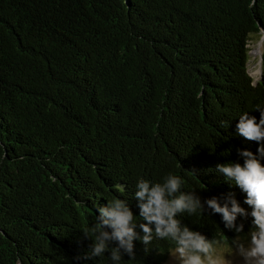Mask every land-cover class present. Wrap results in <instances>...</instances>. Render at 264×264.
I'll use <instances>...</instances> for the list:
<instances>
[{
	"label": "trees",
	"instance_id": "obj_1",
	"mask_svg": "<svg viewBox=\"0 0 264 264\" xmlns=\"http://www.w3.org/2000/svg\"><path fill=\"white\" fill-rule=\"evenodd\" d=\"M264 0H0V264L85 259L98 206L139 214L138 179L169 173L206 200L246 193L215 171L258 145L236 135L264 107L249 71ZM178 219L232 241L219 214ZM140 222V217H136ZM244 223L247 236L251 217ZM173 244L136 242L122 264H164Z\"/></svg>",
	"mask_w": 264,
	"mask_h": 264
},
{
	"label": "clouds",
	"instance_id": "obj_2",
	"mask_svg": "<svg viewBox=\"0 0 264 264\" xmlns=\"http://www.w3.org/2000/svg\"><path fill=\"white\" fill-rule=\"evenodd\" d=\"M257 111L258 117L244 112L236 124V135L256 142L257 151L238 149L243 163H219L215 167L227 183L246 193L243 203L247 208L232 194L224 199L213 196L204 200L194 192L183 191L182 178L172 173L160 182L140 178L134 192L139 214H134L129 203L121 198L98 206L99 215L91 234L84 232L92 241L84 258H102L107 253L110 264H122L125 256L135 257L137 241L147 250L153 239L158 238L172 242L170 255L177 264H232L222 238L210 239L178 219L181 214L208 211L210 215L219 214L224 228L237 234L232 245L242 264H264V107L257 105ZM249 217L251 229L245 243L240 239L244 223L238 221Z\"/></svg>",
	"mask_w": 264,
	"mask_h": 264
},
{
	"label": "rangeland",
	"instance_id": "obj_3",
	"mask_svg": "<svg viewBox=\"0 0 264 264\" xmlns=\"http://www.w3.org/2000/svg\"><path fill=\"white\" fill-rule=\"evenodd\" d=\"M253 43L251 44L252 50H251V61L249 64V71L254 80H258L261 74V64H262V51H263V45L259 43V37L258 39H253ZM240 239L247 243V236H241ZM226 242V255H228L231 258L232 264H242L241 258L236 254L232 241ZM164 264H177V261L169 255L168 259Z\"/></svg>",
	"mask_w": 264,
	"mask_h": 264
},
{
	"label": "water",
	"instance_id": "obj_4",
	"mask_svg": "<svg viewBox=\"0 0 264 264\" xmlns=\"http://www.w3.org/2000/svg\"><path fill=\"white\" fill-rule=\"evenodd\" d=\"M263 40H264V34H261V36L259 37V43L261 45H263Z\"/></svg>",
	"mask_w": 264,
	"mask_h": 264
}]
</instances>
